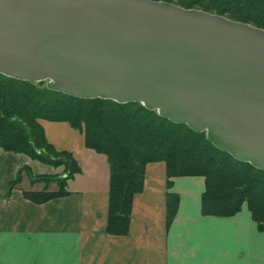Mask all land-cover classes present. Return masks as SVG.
Listing matches in <instances>:
<instances>
[{"label": "water", "instance_id": "water-1", "mask_svg": "<svg viewBox=\"0 0 264 264\" xmlns=\"http://www.w3.org/2000/svg\"><path fill=\"white\" fill-rule=\"evenodd\" d=\"M0 74L140 102L264 170V29L163 0H0Z\"/></svg>", "mask_w": 264, "mask_h": 264}, {"label": "crops", "instance_id": "crops-1", "mask_svg": "<svg viewBox=\"0 0 264 264\" xmlns=\"http://www.w3.org/2000/svg\"><path fill=\"white\" fill-rule=\"evenodd\" d=\"M41 124L48 141L71 152L81 170L68 178L66 194L36 201L27 193L45 188L38 177H63L64 166L0 147V264H264V231L247 204L232 216L204 215V177L173 176L168 186L164 161L146 165L128 232L107 233V156L86 147L83 133L67 121ZM57 189L49 183V191ZM168 193L179 196L169 226Z\"/></svg>", "mask_w": 264, "mask_h": 264}, {"label": "trees", "instance_id": "trees-1", "mask_svg": "<svg viewBox=\"0 0 264 264\" xmlns=\"http://www.w3.org/2000/svg\"><path fill=\"white\" fill-rule=\"evenodd\" d=\"M202 9L264 29V0H163ZM67 121L84 135L85 146L107 156L110 165L108 216L105 231L123 235L129 230L133 199L144 187L149 162L164 161L168 186L171 177L199 175L205 179L201 211L232 216L247 204L258 228L264 231V170L235 159L207 139L205 131L174 123L140 102L83 99L41 87L36 82L0 74V147L25 153L53 166L65 176H39L45 188L27 195L44 201L67 193L68 178L81 168L73 154L57 150L41 120ZM58 184L49 191V183ZM18 180L10 183L15 186ZM179 196L168 193L167 225L173 221Z\"/></svg>", "mask_w": 264, "mask_h": 264}]
</instances>
